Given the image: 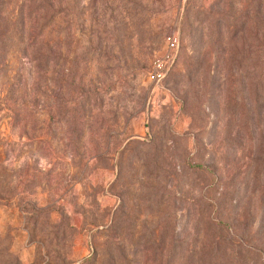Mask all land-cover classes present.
<instances>
[{"label": "rangeland", "instance_id": "obj_1", "mask_svg": "<svg viewBox=\"0 0 264 264\" xmlns=\"http://www.w3.org/2000/svg\"><path fill=\"white\" fill-rule=\"evenodd\" d=\"M70 2L63 19L0 0V264H264V119L233 35L264 0ZM192 156L216 170L232 245Z\"/></svg>", "mask_w": 264, "mask_h": 264}, {"label": "trees", "instance_id": "obj_2", "mask_svg": "<svg viewBox=\"0 0 264 264\" xmlns=\"http://www.w3.org/2000/svg\"><path fill=\"white\" fill-rule=\"evenodd\" d=\"M71 0H62V4L64 5L66 2L67 6H62L63 8H59L56 10V6H61L59 0H29V6H37V7H48V11L51 14H57V16H61L63 19L67 16L68 11L70 9ZM264 3L259 4L257 8L256 19H247L246 23L240 25L237 33H233V35L238 36L236 39L239 42V50L240 56L245 59L252 57V61L254 60V70L252 79V94L254 100L250 103L252 107V117L254 120L262 121L264 119ZM39 8L35 9L33 12V16L37 18L36 28L33 27L32 20L29 22L30 31L37 34L38 39H42L44 37L43 26L41 24V17H39V13H44V10ZM56 16V15H53ZM64 16V17H63ZM39 35V36H38ZM31 37H33L31 35ZM36 41L38 40L36 37H33ZM251 78V77H250ZM263 136V135H261ZM264 139V136L261 137ZM264 150V143H263ZM262 150V151H263ZM262 159V158H261ZM187 167L188 169L195 174L198 178H201L205 182V187L202 190L200 195V204L203 209L208 211L210 215L212 214V225H213V233L215 236L216 245H220L223 242H227L232 245L233 239L237 238V233L234 232L233 226L228 223L222 221L218 217L219 209H220V196H219V178L217 176L215 168L208 164L203 163L197 160L195 157H190L187 159ZM264 165V162H263ZM95 239V237H94Z\"/></svg>", "mask_w": 264, "mask_h": 264}, {"label": "built area", "instance_id": "obj_3", "mask_svg": "<svg viewBox=\"0 0 264 264\" xmlns=\"http://www.w3.org/2000/svg\"><path fill=\"white\" fill-rule=\"evenodd\" d=\"M164 50L161 55L154 60L151 67V76L154 82L160 84L168 77L172 66L180 50V39L176 34L169 35L164 40Z\"/></svg>", "mask_w": 264, "mask_h": 264}]
</instances>
